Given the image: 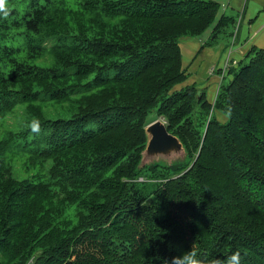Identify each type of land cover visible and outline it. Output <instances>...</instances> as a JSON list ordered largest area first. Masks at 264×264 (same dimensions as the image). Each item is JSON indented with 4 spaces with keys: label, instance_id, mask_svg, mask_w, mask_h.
Instances as JSON below:
<instances>
[{
    "label": "trees",
    "instance_id": "obj_1",
    "mask_svg": "<svg viewBox=\"0 0 264 264\" xmlns=\"http://www.w3.org/2000/svg\"><path fill=\"white\" fill-rule=\"evenodd\" d=\"M8 6L0 123L23 106L26 128L0 140V264H163L191 248L264 264V50H248L213 105L172 90L186 79L180 38L216 39L234 19L211 0ZM46 101L74 112L49 117ZM153 109L187 163L138 170Z\"/></svg>",
    "mask_w": 264,
    "mask_h": 264
},
{
    "label": "crops",
    "instance_id": "obj_2",
    "mask_svg": "<svg viewBox=\"0 0 264 264\" xmlns=\"http://www.w3.org/2000/svg\"><path fill=\"white\" fill-rule=\"evenodd\" d=\"M229 1L228 7L222 14H226L230 7L238 16L240 14L241 18L236 25L235 31L233 28L229 34L231 38L227 43L216 40L220 39L218 36L213 40H210V36L206 40H202L199 37H182L179 40L182 68L186 69L188 75L191 74L195 77L190 79L193 83L204 84L209 82L204 87L207 92L209 91L208 101L206 97L205 100L211 105L214 104L221 80L225 74H229L230 70L234 69V67L229 66L228 61L235 58L232 62L239 63L240 61L237 58H244L248 50L252 46L256 47L258 43L262 44V48H264V0H237L236 3L233 2V7L231 5L232 0ZM230 41L232 43L229 46L228 43ZM226 49H228L227 53ZM200 52L212 55V64L210 66L207 65L206 59L200 57ZM225 54V64L228 63L225 66L227 70H221L218 67L221 66V61L225 58ZM197 59L201 60V62L194 66V61ZM210 83H212V86H210ZM202 92L205 94L206 91ZM216 112L217 121L224 123L225 116L218 111Z\"/></svg>",
    "mask_w": 264,
    "mask_h": 264
},
{
    "label": "rangeland",
    "instance_id": "obj_3",
    "mask_svg": "<svg viewBox=\"0 0 264 264\" xmlns=\"http://www.w3.org/2000/svg\"><path fill=\"white\" fill-rule=\"evenodd\" d=\"M211 1H214V2L218 3L219 9H218L217 17L222 15L223 11H225L226 8L228 7V2L230 3L229 0H211ZM233 2L236 3L237 0H232V3H231L232 7H233ZM224 16H227V17H230V18L233 17L235 25H229L228 28L224 31L223 34L220 33L218 35V37L220 39H216V40H221L223 43H227L230 40V38H231L229 34L233 30V28H234V31H235L236 25H237L239 19L241 18V15L239 14V16H238L236 14V12H233L230 9V7H229V9L227 10V13L224 14ZM210 33H211V29H208L204 34H202L201 36H198V37L200 39H202V40L203 39L206 40V39L209 38ZM210 40H212V39H210ZM231 43H232V41H230L228 43L229 46H230ZM256 47L259 48V49H263L264 50V48H262L263 45L260 44V43H258V45L256 44ZM227 50L228 49H226V53H227ZM200 57L206 59V62H207L208 66H210L212 64V55H209V54L204 53V52H200ZM234 59L235 58H233L232 60L228 61L229 62V66H231V63H232V61ZM237 59L240 62L242 61L243 64H246L248 62V60H249V58H247V57H244L242 59L238 57ZM225 61H226V54H225V58L221 61V66L218 67L219 69L227 70V67L225 68ZM200 62H201V60H198V59L195 60L194 61V66H196ZM233 67H234V69H237L239 66L238 65L237 66L233 65ZM185 73H186V69H185ZM193 78H195L193 75H191V74L188 75L186 73V79L183 82L177 84L172 90H181V89L189 87V86H194L198 91H204V90L206 91L205 92V97L207 98V101H208L209 91L207 92V90L204 87H206L209 84V82H205L204 84L193 83L190 80V79H193ZM231 79H232V75L227 73V74H225V76L221 80L222 81L221 83L222 84H227V83H229V81ZM210 86H212V83H210ZM64 105H67V106L65 108L61 109V105H59V104H57L55 102H52V101H46V102L42 103V108H43L44 113H46V115L49 116V117L53 116V114L59 113V117L60 118H69L73 114L74 109L71 106H69L68 103H66ZM20 111H23V106H18L16 108V110L12 114L8 115L3 121H1V123H0V140L9 131H17L20 128H22V129L26 128V125H23V127H22L21 123H19V122H21L20 119L22 117ZM216 113L217 112L214 111V110L211 111L212 116L215 117V118H216ZM154 118H155V109H153L152 111H150L148 113L147 120L148 121H153V120H155ZM224 118H225V121H226L227 117L225 116ZM14 164H15L16 168L20 169V167H21L20 166V161H18L17 163H14ZM33 173L34 172H31L29 175L23 174V176H25V178H30L31 175H33Z\"/></svg>",
    "mask_w": 264,
    "mask_h": 264
},
{
    "label": "water",
    "instance_id": "obj_4",
    "mask_svg": "<svg viewBox=\"0 0 264 264\" xmlns=\"http://www.w3.org/2000/svg\"><path fill=\"white\" fill-rule=\"evenodd\" d=\"M146 143L141 152L138 170L154 165L171 167L187 163V152L179 138L168 133L165 122L157 118L144 128Z\"/></svg>",
    "mask_w": 264,
    "mask_h": 264
},
{
    "label": "clouds",
    "instance_id": "obj_5",
    "mask_svg": "<svg viewBox=\"0 0 264 264\" xmlns=\"http://www.w3.org/2000/svg\"><path fill=\"white\" fill-rule=\"evenodd\" d=\"M9 6L8 0H0V17L6 19L9 16ZM230 115V113H229ZM31 130L33 132H39V122L34 121L31 124ZM240 253L234 252L226 258V260L221 261L219 259H200L198 258V253L195 249L191 248L187 252H183L179 256H173L171 260H165L163 264H240Z\"/></svg>",
    "mask_w": 264,
    "mask_h": 264
},
{
    "label": "built area",
    "instance_id": "obj_6",
    "mask_svg": "<svg viewBox=\"0 0 264 264\" xmlns=\"http://www.w3.org/2000/svg\"><path fill=\"white\" fill-rule=\"evenodd\" d=\"M226 65H227V63L225 64V66H226ZM233 65H234V66H237V62H232V63H231V67H233Z\"/></svg>",
    "mask_w": 264,
    "mask_h": 264
}]
</instances>
